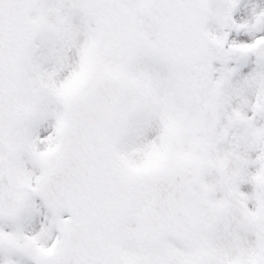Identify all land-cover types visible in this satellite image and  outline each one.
I'll list each match as a JSON object with an SVG mask.
<instances>
[{
	"label": "snow or ice",
	"instance_id": "1",
	"mask_svg": "<svg viewBox=\"0 0 264 264\" xmlns=\"http://www.w3.org/2000/svg\"><path fill=\"white\" fill-rule=\"evenodd\" d=\"M0 264H264V0H0Z\"/></svg>",
	"mask_w": 264,
	"mask_h": 264
}]
</instances>
